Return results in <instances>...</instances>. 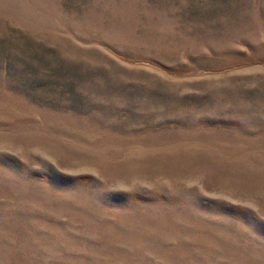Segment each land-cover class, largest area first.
I'll return each instance as SVG.
<instances>
[{
	"label": "rangeland",
	"instance_id": "rangeland-1",
	"mask_svg": "<svg viewBox=\"0 0 264 264\" xmlns=\"http://www.w3.org/2000/svg\"><path fill=\"white\" fill-rule=\"evenodd\" d=\"M0 264H264V0H0Z\"/></svg>",
	"mask_w": 264,
	"mask_h": 264
}]
</instances>
